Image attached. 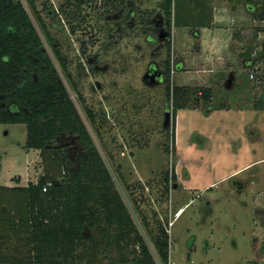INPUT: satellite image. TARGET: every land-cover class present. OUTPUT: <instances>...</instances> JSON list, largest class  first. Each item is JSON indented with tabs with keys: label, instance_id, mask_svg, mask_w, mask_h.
Returning a JSON list of instances; mask_svg holds the SVG:
<instances>
[{
	"label": "rangeland",
	"instance_id": "rangeland-1",
	"mask_svg": "<svg viewBox=\"0 0 264 264\" xmlns=\"http://www.w3.org/2000/svg\"><path fill=\"white\" fill-rule=\"evenodd\" d=\"M19 1L156 264L148 233L149 228L156 233L159 223L169 231V264H264V227L257 213L264 210V111L252 108L264 92V64L245 69L240 56H229L222 70H235L231 85L225 87L224 74L216 87L212 75H203L200 83L189 86L211 88V103L176 110L164 130V112L171 118L172 111L166 87L177 84L176 76L160 86L147 87L142 81L149 65L161 67L167 54L148 23L155 13L163 16L161 0H83L79 5L78 0H34L65 72L34 12L25 0ZM128 2L137 16L119 22L117 10ZM189 2V24L196 25L201 0ZM202 14L205 17L206 11ZM256 21L251 30L261 39L255 44V58L264 38V22ZM237 31L234 36H239ZM249 36L246 42L252 45ZM89 59H96L98 70ZM86 109L93 112L94 123ZM25 139L24 125L0 124V185L19 175L23 186L41 174L39 152L26 150ZM164 173L174 174L178 186L168 193ZM232 181L248 184L238 194ZM180 207L182 212L175 216Z\"/></svg>",
	"mask_w": 264,
	"mask_h": 264
},
{
	"label": "trees",
	"instance_id": "trees-1",
	"mask_svg": "<svg viewBox=\"0 0 264 264\" xmlns=\"http://www.w3.org/2000/svg\"><path fill=\"white\" fill-rule=\"evenodd\" d=\"M25 1L65 72L66 65L35 12L34 0ZM236 1L256 5L253 17L264 22V1ZM171 8L172 0H162L160 11L168 32ZM174 8L173 20L179 26V5ZM164 46L163 67L170 81V47ZM260 61L264 62V55L252 58L248 68ZM212 93L205 87L169 86L165 95L172 119L178 109L211 103ZM252 108L264 111V92ZM85 111L94 123L93 112ZM0 124L25 126V149L39 152L41 166L35 183L0 186V264H156L19 0H0ZM63 133L78 137L87 150L83 156L71 160L67 147H55ZM171 179L175 180L174 174ZM148 234L159 263L169 264L165 226L159 223L157 232L149 228Z\"/></svg>",
	"mask_w": 264,
	"mask_h": 264
},
{
	"label": "crops",
	"instance_id": "crops-1",
	"mask_svg": "<svg viewBox=\"0 0 264 264\" xmlns=\"http://www.w3.org/2000/svg\"><path fill=\"white\" fill-rule=\"evenodd\" d=\"M175 5L176 7L179 5L181 12L179 10L178 15L183 19L179 26L175 25L173 20ZM200 6L196 14L201 15V21L199 20L196 25H191L189 20H193V10H191L189 0H172L170 46L173 50L171 55L176 64L173 77L176 76L177 86L200 83L205 74L212 75L214 79L212 86L214 87L222 82L220 77L223 74L225 80L229 77L235 80V70L232 68L227 71L222 70L223 61L233 55L246 56L248 52L254 50L255 52L253 51L249 57L240 59L242 66L245 69L248 68L249 62L256 56V41L261 39L256 30H251L257 23L253 17L256 5L252 7L236 0H201ZM202 11H206L205 17ZM236 28L240 31L239 36H234ZM248 35L254 44L246 42ZM193 47L194 53L189 55L187 52ZM204 68L205 70L202 71ZM7 181L8 184L4 185L5 187H25L27 185H20L21 176L19 175L13 178L8 177ZM182 210L183 208L180 207L176 212L179 214Z\"/></svg>",
	"mask_w": 264,
	"mask_h": 264
},
{
	"label": "flooded vegetation",
	"instance_id": "flooded-vegetation-1",
	"mask_svg": "<svg viewBox=\"0 0 264 264\" xmlns=\"http://www.w3.org/2000/svg\"><path fill=\"white\" fill-rule=\"evenodd\" d=\"M132 4L130 2H128L126 4V8L122 7L120 9L117 10L118 14H117V19L119 22H127L132 19L133 17H136L137 16V13L135 11H133L131 9V6ZM131 9L132 13H134L133 15H128V11ZM162 13V12H161ZM148 23H149V26L151 27L152 29V32L155 36V39L158 40V35L156 34V26H160L162 25V27L164 28V30H166V26H165V22H164V17L160 15V13H155V16L154 17H151V19L148 20ZM156 42V41H155ZM116 43V42H115ZM160 44V42H159ZM165 44H167L169 47H170V41H164L162 42V48L165 49L166 51V48H165ZM261 52L259 54L258 57H261L264 55V38L261 42ZM171 55V53H170ZM167 57V54L165 56V59ZM171 58V72H170V75L174 74L175 72V68H176V64H175V60L172 58V55L170 56ZM164 59V60H165ZM96 59H89L87 61L88 64H90V66L92 67V69L94 71L98 70L99 67L96 65ZM259 63H263L264 62H259ZM93 65V66H92ZM105 68H102L101 71H103ZM148 74L149 76L153 75L154 74V80L156 82V85H162V84H168V77H167V74H166V71L163 67V62H162V65L161 67L160 66H156L155 64H150L149 67L147 68V71L144 75ZM143 75V77H144ZM143 77H142V81H143ZM227 79H229V82L227 83ZM225 80V87L228 88L231 83H232V77H229ZM97 83V85H96ZM143 83L147 86V87H150L149 85L146 84L145 81H143ZM94 86L97 88V89H100V85L98 82H95ZM169 87V85H167L166 89ZM166 104H164L165 106ZM166 107V106H165ZM102 112V111H101ZM103 113V112H102ZM166 111L164 112V115H165ZM170 120L172 121V111H171V118ZM169 120V121H170ZM118 124V123H117ZM169 125V123H168ZM168 127V126H167ZM167 127H164V121H163V129L165 130ZM67 151H68V154L71 158V160H75L76 158H78L79 156H83L85 154V152L87 151L86 148L80 144V141L76 144V145H72V146H69L67 147ZM117 156H121L123 157L124 154L123 153H116ZM117 168L120 170L121 166L118 165ZM171 176H169V178H166V174L164 173V178L162 179V182L164 184V186H168L170 189H174V188H177L178 186L175 184V180L172 181L171 179ZM169 179V180H168ZM247 184L248 183H244V182H240V181H232L231 182V187L232 189H234L236 191V193H242L245 188L247 187ZM169 189V191H170ZM209 211V210H208ZM210 212V211H209ZM208 212V213H209ZM259 213V217L262 219V223H264V210H258ZM263 249H264V244H263Z\"/></svg>",
	"mask_w": 264,
	"mask_h": 264
},
{
	"label": "water",
	"instance_id": "water-1",
	"mask_svg": "<svg viewBox=\"0 0 264 264\" xmlns=\"http://www.w3.org/2000/svg\"><path fill=\"white\" fill-rule=\"evenodd\" d=\"M156 34L158 35L159 42L170 41V38H171L170 32L164 30L162 25L156 26ZM143 81H145L146 84L149 86L156 85V82L154 80V74L151 76H149L148 74L144 75ZM228 82H229V79H227V83ZM169 120H170V113L166 112L164 115V127L168 126ZM55 142H56V145H55L56 148L69 147L72 145H76L79 142V139L76 136H72L70 133H67V134L63 133V134H60L56 138Z\"/></svg>",
	"mask_w": 264,
	"mask_h": 264
},
{
	"label": "built area",
	"instance_id": "built-area-1",
	"mask_svg": "<svg viewBox=\"0 0 264 264\" xmlns=\"http://www.w3.org/2000/svg\"><path fill=\"white\" fill-rule=\"evenodd\" d=\"M250 78H252V75L250 76ZM178 214V212L175 213V216ZM168 228L172 225V221L168 222ZM169 232V231H168Z\"/></svg>",
	"mask_w": 264,
	"mask_h": 264
}]
</instances>
